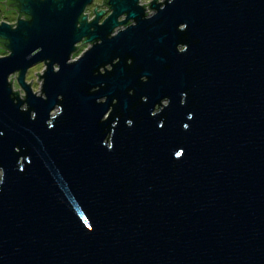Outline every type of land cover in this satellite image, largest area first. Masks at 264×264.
Returning a JSON list of instances; mask_svg holds the SVG:
<instances>
[{"label": "water", "instance_id": "obj_1", "mask_svg": "<svg viewBox=\"0 0 264 264\" xmlns=\"http://www.w3.org/2000/svg\"><path fill=\"white\" fill-rule=\"evenodd\" d=\"M88 1L0 2V264H264V0Z\"/></svg>", "mask_w": 264, "mask_h": 264}, {"label": "flooded vegetation", "instance_id": "obj_2", "mask_svg": "<svg viewBox=\"0 0 264 264\" xmlns=\"http://www.w3.org/2000/svg\"><path fill=\"white\" fill-rule=\"evenodd\" d=\"M4 1L5 0H0V2H4ZM136 1H137V4L141 6V5H145L146 3L150 2L151 0H136ZM156 1L157 2H161L162 0H156ZM96 5H100V6H97L96 8H94ZM147 5L148 4H146L145 6H142V8L144 9V10L142 9V11H144V14L146 12V15H149V14L152 13V10H150V9L147 10V8H145ZM93 8H94V12L97 11V10H102V11L104 10L103 13L101 12V14L98 16V18H96L97 23H99L101 20H103L110 13L109 9H106L105 5H103V6L101 5L100 0H89L87 2V4L84 5L83 9L80 12V14H82V16L84 14H86L85 15V18H86L85 20L86 21L90 20V19H93L94 13H91V10ZM15 16H16V11L13 8H10V9L8 8V9L5 10V7H4L3 3H0V22H3L5 24H7V25L8 24L11 25L10 26V28H11V27L14 26V24H12V23H14L16 21V17ZM123 18H124L123 14H120V15H118L115 18V20L118 21V20H121ZM18 19L21 20L23 18L18 16ZM122 27L123 26L115 27L114 29L111 30V33H114L116 29L122 28ZM77 44L82 46V44H79V43H77ZM84 45L88 46V44H84ZM77 50H80V47L77 46L76 50H74V51H77ZM0 53H1V55L2 54L5 55L8 52L4 48H0ZM39 63H42V62H39ZM161 103H163V101H161Z\"/></svg>", "mask_w": 264, "mask_h": 264}, {"label": "rangeland", "instance_id": "obj_3", "mask_svg": "<svg viewBox=\"0 0 264 264\" xmlns=\"http://www.w3.org/2000/svg\"><path fill=\"white\" fill-rule=\"evenodd\" d=\"M88 21V20H87ZM75 46H77L78 44L75 43ZM78 47H80V50L75 51V53H73L72 55L70 54V56L75 57V56H79L78 54H80L82 51H84L87 48V45H78ZM3 54L1 55L0 53V57H2ZM42 70H44V67L42 65V63H35L33 66H29L28 69L26 70V72L23 75V79L25 84H28L29 89L33 92V94L39 93V88H38V84L40 83V78L38 80H36V75L34 73L37 72V75H39L40 73H42ZM34 74V75H33ZM15 77V73L12 75L10 74L9 76H7V79L10 78V82H11V90L17 91V95L18 96H22L23 95V91L22 89H19L18 86L16 85V80L14 79Z\"/></svg>", "mask_w": 264, "mask_h": 264}, {"label": "bare ground", "instance_id": "obj_4", "mask_svg": "<svg viewBox=\"0 0 264 264\" xmlns=\"http://www.w3.org/2000/svg\"><path fill=\"white\" fill-rule=\"evenodd\" d=\"M74 53H75V51H74ZM72 54H73V52L71 53V55H72ZM70 57H71V56H70ZM76 57H77V56H75V57L72 56L71 58L74 60Z\"/></svg>", "mask_w": 264, "mask_h": 264}]
</instances>
